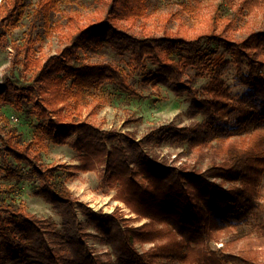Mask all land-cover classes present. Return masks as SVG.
Wrapping results in <instances>:
<instances>
[{
  "label": "trees",
  "instance_id": "1",
  "mask_svg": "<svg viewBox=\"0 0 264 264\" xmlns=\"http://www.w3.org/2000/svg\"><path fill=\"white\" fill-rule=\"evenodd\" d=\"M102 1L103 12L77 27L68 36L69 44L44 61L32 59V48L39 23L45 19L48 27L59 0H39L27 39L22 48L17 47L25 68L34 69L35 88L30 86L24 91L30 96L33 89L37 90V116L47 120L41 129L53 143H66L69 134L80 136L72 144L83 153L77 169L89 172L105 166L109 185L117 188L115 199L137 219L146 218L149 223L133 227L120 209L112 214L96 213L77 203L88 215L89 224L111 246L113 254L104 261L75 232L64 238L54 223H44L0 197V264H262L258 248L264 246V208L260 205L264 180V30L250 33L243 41L229 33L246 10L259 6L258 1L242 0L229 13L222 32L220 5L207 33L190 37L165 32L162 37L145 38L130 33L120 22L144 17L147 0ZM24 2L1 1L0 30L16 25ZM212 45L224 46L234 54L233 60L224 59L223 54L210 48ZM104 48L120 54L131 52L136 68H144L150 60L158 69L145 81L163 84L179 96L195 95L194 79L186 77L189 69L212 73L215 79L207 87V96L194 104L209 121L184 128L170 125L156 133L173 145L218 148L223 155L221 162H213L204 171L167 166L155 160L144 143L132 136H104L92 124L67 122L66 107L80 110L84 92L107 81L139 96L128 77L113 64H92L81 59V54L87 56ZM232 63L238 70L246 69L240 83L247 91L238 100L220 79ZM224 117L233 119L234 125ZM16 132L10 130L4 138L5 148H0L6 176L21 179L17 166L27 165L29 175L40 180L39 194L52 204H66L68 223L78 227L77 204L71 190L60 181L58 168L44 166L36 142L23 143ZM232 138L236 140L226 143ZM112 140H118L119 145L110 148L107 142ZM214 141H218L217 147ZM6 191L0 189V193ZM251 216L260 219L255 237L238 230ZM223 237L229 238L225 248L215 249L212 243ZM159 240L162 243L146 251L137 247ZM232 243L239 245L236 251L228 250Z\"/></svg>",
  "mask_w": 264,
  "mask_h": 264
},
{
  "label": "rangeland",
  "instance_id": "2",
  "mask_svg": "<svg viewBox=\"0 0 264 264\" xmlns=\"http://www.w3.org/2000/svg\"><path fill=\"white\" fill-rule=\"evenodd\" d=\"M241 1L147 0L148 10L144 17L120 24L127 27L130 33L141 38L162 37L165 32H177L191 37L207 33L211 29L212 17L221 5L222 21L219 32H222L229 13H232ZM257 1L259 6L246 10L229 31L235 40L243 41L250 33L264 30V0ZM38 2L39 0H25L16 25H9L8 28L0 30V148H5L4 138L10 130L16 129V133L21 134L23 143L36 142L35 147L41 150V162L44 166L58 168L59 179L71 190L76 204H84L96 213L112 214L120 209L127 224L133 227L149 223V219H137V215L132 213L123 202L115 199L117 188L109 185L105 166L89 172L77 169L82 163L83 153L75 149L72 144L79 141V135L69 134L66 143L55 144L42 132L41 126L47 120L37 116L38 92L33 89L28 96L24 91V88L30 86L35 88L34 69L25 68L22 55L17 53V47L22 48L27 39ZM103 8L102 0H59L57 9L47 23L48 27H45V19L39 23L38 37L31 53L32 59L40 58L45 61L59 54L69 44L70 33L77 27L88 24L92 18L103 12ZM210 48L223 54L224 59L233 60L234 54L227 51L224 46L212 45ZM81 59L92 64H113L128 77L129 83L139 96H134L120 86L107 81L98 88L84 92L80 110L66 107L67 122L80 121L92 124L99 128L104 136L110 134L132 136L138 142L144 143L145 150L155 160L167 166L195 167L204 171L213 162H221L223 155L216 150L218 148H190L188 144L173 145L161 139L162 136L156 133L159 129L170 125L184 128L209 121L207 116L197 112L194 104L196 99L200 100L207 96V87L215 79L212 73L189 69L186 77L194 79L192 87L195 95L179 96L163 84L147 83L146 76L155 72L158 66L147 60L144 68H136L133 65L131 52L120 54L110 48H104L87 56L81 54ZM245 71V68L238 70L232 63L220 78L235 100L247 91V88L240 83ZM69 85L70 81L67 87ZM228 119L224 117V121ZM227 122L234 125L233 119ZM232 140L236 138L226 140V143ZM107 145L110 148L118 146L119 141L112 140L107 142ZM213 145L217 147L218 141H214ZM8 159L10 162L13 161L11 158ZM17 167L23 177L17 180L9 179L0 155V189L7 190L0 193L2 199L21 207L26 214L33 215L44 223H54L55 229L62 232L64 238L75 232L88 245L91 252L104 261L113 254L107 239L89 224L88 215L78 204L76 205L78 227L74 228L68 223L66 204L56 205L48 202L39 194L40 180L29 175L27 165L19 164ZM260 205L264 208V180L261 185ZM259 220V217L251 216L239 226L238 230L242 235L252 233L255 237L257 235L255 226ZM228 241L229 238L223 237L218 242H213L212 246L215 249H223ZM160 243L162 241L159 240L143 246L137 244V247L139 251H146ZM238 246L232 243L228 246V250L236 251ZM258 256L264 264V246L258 248Z\"/></svg>",
  "mask_w": 264,
  "mask_h": 264
}]
</instances>
